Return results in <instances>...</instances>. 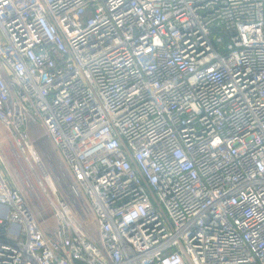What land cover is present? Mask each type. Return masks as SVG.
Returning <instances> with one entry per match:
<instances>
[{
    "label": "built area",
    "instance_id": "built-area-1",
    "mask_svg": "<svg viewBox=\"0 0 264 264\" xmlns=\"http://www.w3.org/2000/svg\"><path fill=\"white\" fill-rule=\"evenodd\" d=\"M0 121V264H264V0H0Z\"/></svg>",
    "mask_w": 264,
    "mask_h": 264
},
{
    "label": "rangeland",
    "instance_id": "rangeland-1",
    "mask_svg": "<svg viewBox=\"0 0 264 264\" xmlns=\"http://www.w3.org/2000/svg\"><path fill=\"white\" fill-rule=\"evenodd\" d=\"M41 133V130L38 131V134ZM11 141L8 136V131L4 124L0 121V152L6 157L8 160L15 176L20 184V187L23 190L28 202L30 203L31 207L37 212L38 214L43 213H50V208L46 201L45 196L43 195L44 191L42 186H40L38 179L40 176L38 172L31 171L28 167V164L20 162L16 157L15 153L11 150ZM46 149V148H44ZM43 149V151H44ZM49 152V151H48ZM47 152V158L51 162V166L55 173H59L58 164L55 160H53ZM44 155V154H43ZM53 164V165H52ZM55 177V175H53ZM59 181L64 183L62 179V175H59Z\"/></svg>",
    "mask_w": 264,
    "mask_h": 264
}]
</instances>
